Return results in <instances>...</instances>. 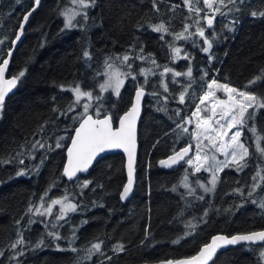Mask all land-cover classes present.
I'll list each match as a JSON object with an SVG mask.
<instances>
[{
	"label": "trees",
	"instance_id": "16d2710c",
	"mask_svg": "<svg viewBox=\"0 0 264 264\" xmlns=\"http://www.w3.org/2000/svg\"><path fill=\"white\" fill-rule=\"evenodd\" d=\"M155 4L154 8L153 0H96L95 6L87 10V22L82 17L74 21L83 28L64 29L61 12L71 7L69 0H42L31 16L9 69V76L20 71H25V75L0 114V264H143L177 260L196 254L218 234L232 236L264 229V209L251 202L264 199V182L253 197L247 195L252 177L264 168V155L256 150L255 137L248 128L242 134L249 147L248 166L240 172L234 167L225 168L211 193L198 191L189 195L181 186L186 170L189 183L206 179L205 172L192 175L185 162L170 170L159 165L174 150L192 144L177 125L195 111L212 78L244 89L253 77L264 72V17L251 15L253 11H264V0H243L237 4L240 11L222 8L228 15L216 14L214 28H206L205 33L208 36L214 32L217 36L211 61L201 50L205 45L198 35L174 39L185 24L191 25L190 33L196 32L195 13L190 14L182 0H155ZM34 5L35 0H0V38H6L0 45V60L8 56L23 17ZM173 5H177L174 11ZM190 15L192 18L188 19ZM233 20L235 23L231 24ZM161 22L170 34L152 31L150 25ZM226 25L233 30L229 31ZM201 26L206 27V23L201 21ZM173 47H183L187 53L183 50L180 56L183 53L190 61L173 60ZM85 50L91 59L84 57ZM126 53L133 57L128 63L136 79L127 78L118 97L110 92L102 95L101 111L111 114L115 124L132 105L136 88L144 84L139 70L151 69L155 75H149L144 85L147 95L139 126L136 185L130 201L123 203L120 195L126 174L122 155L101 159L88 176L76 181L63 177L66 151L73 130L78 127L80 109L73 105L75 111L68 110L74 95L71 90H61L60 85L71 89L79 84L82 90L101 95L98 85L104 76L99 74L105 71V59L115 60ZM137 56L147 59H135ZM115 63L129 71L119 60ZM165 66L180 72L190 66L191 87H187L190 81L185 76L173 78L168 73L162 77ZM161 80L167 84L168 92L161 87ZM185 87V103L180 104L179 94ZM247 90L264 94V80ZM153 92L159 95H151ZM251 126L264 137V109L249 121ZM61 137L62 147L56 148ZM36 141L45 147L40 148ZM261 146L264 147V139ZM20 159L24 164L19 163ZM20 169L27 174L17 176ZM86 181L91 183L81 188ZM238 188L244 196L234 192ZM46 191L45 203L67 195L79 206L77 211L59 221L55 219L56 212L52 216L26 214L30 206L39 207ZM200 196L203 199H198ZM30 219L35 223L29 224ZM189 221L196 227H186ZM53 223L57 224L56 229H52ZM49 231H57L63 239L54 241L48 236ZM74 231L75 240L70 244ZM18 232L23 233L25 244L13 250L11 244ZM178 238L179 243H173ZM41 239L44 246L36 248ZM96 242H102L103 254L95 253L89 259L87 249ZM57 244L63 250H57ZM117 245H123L124 250L114 251ZM72 247L77 251H72ZM261 250V245L247 244L231 248L219 253L211 264H264ZM20 251L24 254L18 255Z\"/></svg>",
	"mask_w": 264,
	"mask_h": 264
},
{
	"label": "snow or ice",
	"instance_id": "6c2138e0",
	"mask_svg": "<svg viewBox=\"0 0 264 264\" xmlns=\"http://www.w3.org/2000/svg\"><path fill=\"white\" fill-rule=\"evenodd\" d=\"M183 4L187 7L188 12L195 13L194 24L196 26V32L190 33L189 28L191 25L185 24L184 29L180 33L174 34L175 40L188 39L191 35H198L203 40L202 51L205 54H208L209 61L212 60L213 56L211 50L213 48V42L217 39V36L210 34L206 36V28H214V21L216 19V14L221 16H226L228 13L222 11V8H228L229 12L231 11H240L237 7L238 3H243V0H182ZM40 0H35V4L38 6ZM69 3L72 7H66L61 15L64 18V29L72 28H83V25L74 23L77 17H82V19L87 22L88 9L95 6L96 0H69ZM202 5V6H201ZM229 5L232 7L229 8ZM153 7H156L155 0H153ZM177 5H173L172 10L174 11ZM35 8L32 9L34 11ZM159 9L157 8V11ZM203 12V16L201 13ZM28 15H31L29 12L23 17L26 22ZM253 17H264V11H253L251 12ZM190 15L188 19H191ZM201 21L206 23L205 26H201ZM231 24L235 23V20L230 22ZM23 23L20 24L19 30L15 35V38L12 40L14 45L17 41L20 40L21 33L23 32ZM152 31L162 34H170L168 27L165 23L161 22L159 24L150 25ZM229 31H232L233 28L230 25H226ZM62 29V31L64 30ZM188 35H185V34ZM6 38H0V45L5 42ZM163 39V35L161 36ZM195 44V41H194ZM143 52V49H140ZM173 60L177 58L185 59L190 61V57L185 55L180 56L181 49L178 47H173ZM84 57L91 59L90 53L85 50L83 53ZM8 56H11V49L8 51ZM130 59H133L129 54H124L122 57L118 56L115 60H119L121 65L126 66L129 71H124L120 66H117L115 60L111 57L105 59V71L99 75L105 77L102 83H99L98 87L100 93L106 92L111 89L116 96L120 95V89L123 87L125 80L131 78L136 79V74L131 71L132 65L129 62ZM135 59L145 60L147 57L137 56ZM151 62L156 64L155 59H152ZM9 64V59L4 58L0 60V114L3 113L5 107V100L8 96V93L11 92L13 88L16 87L17 82L25 75V71H20L16 75H12L10 78H5V73L7 66ZM159 67V65H157ZM171 73L172 77L185 76L189 79L190 83L187 87H191V81L193 79V71L189 66L186 72L175 71L172 68L167 66L164 67L163 72L160 75L163 77L166 74ZM139 75L144 77V84L140 85L135 90V99L131 107L118 118V126H114V118L111 114L107 112H102L103 107L102 100L103 97L99 94L93 93L91 90H82L79 84L73 86L71 89H65L64 85H60L61 90H71L74 95L73 103L69 105V111H75L73 105L82 107L83 111L76 118L78 119V127L74 131V136L71 137V146L67 149V163L63 168L62 175L67 177L68 180H73L76 178L77 173L87 172L88 169L92 166L93 162L97 157L101 156L102 153H105L108 150L112 149H122L124 153L127 154L128 163H127V183L123 187L120 199L125 200L130 193L133 191L134 186V164H135V151H136V123L141 111V101L145 95L144 85L148 82L149 75H155L151 69L141 68L139 70ZM207 76V72L204 73V77ZM202 77V79L204 78ZM264 80V72L253 77L252 80L248 82L244 89L231 86L229 83H222L215 78H212L206 84V90L199 97V103L196 105L195 111L190 117L184 120L183 124H178L177 127L180 128L184 133L189 132V128L185 127V124L195 123V132L191 133V136L196 141L195 145L188 144L179 150H174L173 154L167 159L161 160L159 163L162 166L171 167L181 161H184L190 168L193 169L192 175L200 173L202 170L211 175V179L208 181V184L211 187L206 186L204 183H201L199 179L196 180V184L203 189L205 193L212 192L216 188V184L219 179V173L223 172L225 168L234 167L237 172L243 171L244 168L248 166V157L249 147L241 140L243 130L248 128V130L255 137L256 150L264 155V147L261 146V140L264 137H261L257 133L255 126L249 127V121L255 118L256 112L260 109H264V94H257L252 91H248L252 85L256 84L257 81ZM173 83H176V80L173 79ZM161 87L164 92H168L167 84L161 80ZM187 87L184 91H181L179 94L178 102L180 104L185 103V96L187 93ZM223 93L224 98L217 96V93ZM153 96H158L159 93H151ZM165 99H167L165 97ZM83 100L87 102L81 103ZM96 102L95 104L93 102ZM203 106V107H202ZM251 110V111H250ZM203 113V115H202ZM63 114V113H62ZM179 115V111H177ZM194 118V119H193ZM235 129V131H232ZM232 133L229 136V133ZM64 137L58 138L55 147H62L61 140ZM207 141L205 144L204 142ZM36 144H39L40 148H44V144H40L39 141H36ZM36 144L33 145L35 149ZM49 150H52L51 146H48ZM195 148V154L190 155V153ZM217 153L224 157L223 160L217 158ZM35 159V156L31 157ZM4 163H9L10 161H3ZM20 164H24V160H19ZM43 163V158L41 159V164ZM38 167V166H37ZM27 171L25 169H20L17 171V176L26 175ZM253 183L250 186L248 191V197H253L256 190L261 186V183L264 182V168L257 171L252 177ZM90 181H86L81 185V188H87ZM181 186L188 190L189 195L195 194V188L191 187L189 183V174L187 170L185 175L181 180ZM175 191V188L172 189ZM50 191V189L48 190ZM48 191L40 197L39 207L28 208L26 214H36L40 216H52L53 207L59 205V212L55 214V219L66 220L67 213H74L78 209V205L69 200V197L65 195L62 199H51L50 202L45 203L48 197ZM234 192L244 196L242 189H235ZM198 199H203L202 196ZM252 203L258 204L261 209H264V199L257 201L252 199ZM43 209V211H41ZM208 215V211L205 210L204 216ZM203 219V217L201 218ZM206 222V221H205ZM17 225L20 224V221H16ZM35 223V221L29 220V224ZM52 229H56L57 224L53 223L51 225ZM186 227L192 229L195 228L191 221L188 222ZM48 236H50L54 241H59L63 239L57 231H49ZM189 233H185L188 235ZM18 238L14 243L11 244V248L15 250L19 245L25 244L23 238V233H17ZM147 232L145 239H147ZM75 240V231L73 232V238L69 241L70 244H73ZM241 242H249L250 244L260 243L261 252L260 256L264 259V230L252 231L247 234H235L232 236L217 235L214 236L211 240V243L205 244L196 254L186 257L173 260H167L161 262V264H209L216 254L217 250L226 245H236ZM173 243H179V238L174 240ZM44 246V240H39L35 247L40 248ZM102 242L92 243L91 247L87 249L88 258L90 259L95 253H101ZM57 250H63L60 248V245H56ZM72 251H77L75 247L71 248ZM124 250L123 245H117L114 251L122 252ZM23 251H20L18 255H23ZM103 254V253H101ZM3 255V253H0ZM13 259H16L14 256ZM107 259H111L108 257Z\"/></svg>",
	"mask_w": 264,
	"mask_h": 264
},
{
	"label": "water",
	"instance_id": "95a60500",
	"mask_svg": "<svg viewBox=\"0 0 264 264\" xmlns=\"http://www.w3.org/2000/svg\"><path fill=\"white\" fill-rule=\"evenodd\" d=\"M41 1H42V0H40V3H41ZM40 3H39L38 6H37L36 4L34 5L33 8H35V10H34V11H32V10L30 11V12H31V15H28V19H27V21L25 22V21L23 20V25H24V27H23V32L21 33V36H20V40L17 41V42L12 46V49H11V56H10V57H9V56L6 57L7 59H9V64H8V66H7V70H6V73H5V78H6V79L11 77V76H9V69H10L11 60H12V58H13V55H14L16 49L19 47L20 43L22 42V40H23V38H24V31H25V29H26V27H27V24H28V22H29L31 16H32V15L34 14V12L38 9V7L40 6ZM18 84H19V81L17 82L16 87L13 88V89L11 90V92L8 93V96L6 97L5 103H6L7 99H8L9 97H11V96L14 94V92H15V90H16ZM146 95H147V93H146V90H145V95L143 96L142 101H141V111H140V114H139V117H138V119H137V123H136V151H135L134 186H133V190H134L135 185H136V167H137L138 154H139V141H138V139H139V126H140V122H141V119H142V116H143V105H144V101H145ZM134 99H135V93H134V97H133V101H132V103L134 102ZM130 107H131V106H130ZM114 126H118V121H117L116 124H115V122H114ZM73 136H74V134H73ZM70 146H71V142H70V144H69L68 147H70ZM67 149H68V148H67ZM192 152H193V150H192ZM192 152L190 153V155L192 154ZM118 154H119V155H122V156L124 157V159H125V174H126V183H127V178H128V176H127V163H128V158H127V154L124 153L122 149H112V150H108V151H106L105 153H102L101 156L97 157V159L93 162L92 166L88 169L87 172L77 173L76 178H74L73 180H69V181H76V180H77L78 178H80V177H86V176H88V175L90 174L91 170L94 168V166H95V165H96L101 159H103V158H105V157H107V156L118 155ZM170 156H171V155H170ZM167 158H168V157H167ZM167 158H165V159H167ZM162 160H164V159H162ZM66 163H67V151H66V162H65V165H66ZM183 163H184V161H181V162H179V163H177V164H175V165H172L171 167L162 166L160 163H159V165H160L161 168H163V169H165V170H170V169H174V168H177V167L181 166ZM65 165H64V166H65ZM63 177H64V176H63ZM64 178H65V180H68L67 177H64ZM126 183H125V184H126ZM122 191H123V190H122ZM121 193H122V192H121ZM132 193H133V191L130 193V195H129L125 200H123V201L121 200V201H122L123 203H127V202H129L130 199H131ZM120 196H121V195H120ZM262 230H264V229H262ZM258 231H260V230H258ZM242 234H247V233H242ZM218 235H224V234H218ZM216 236H217V235H216ZM225 236H226V235H225ZM229 237H230V236H229ZM211 240H212V239H211ZM211 240H210L209 243H211ZM246 244H247V245H261L259 242H258V243H255V244H250L249 242H241V243H238V244H236V245H226V246H223V247H221V248H219V249L217 250V252H216V254L214 255L213 259H212L211 261H209V264H211V263L215 260V258L217 257V255H218L219 253L224 252V251H227V250H229V249H231V248L240 247V246H243V245H246ZM185 258H186V257H185ZM180 259H181V258H180ZM164 261H167V260H164ZM164 261H159V262H154V263H143V264H161V262H164ZM173 261H175V260H173Z\"/></svg>",
	"mask_w": 264,
	"mask_h": 264
},
{
	"label": "rangeland",
	"instance_id": "374dc122",
	"mask_svg": "<svg viewBox=\"0 0 264 264\" xmlns=\"http://www.w3.org/2000/svg\"><path fill=\"white\" fill-rule=\"evenodd\" d=\"M71 7H72V5H71ZM180 49H181V52H183V50H184V53H187L186 52V50L185 49H183V47H179ZM180 55H181V53H180ZM182 56H184V54L182 53ZM177 60H179V58H177ZM104 79H105V77L103 78V81H104ZM126 81V80H125ZM124 85H125V83H124ZM124 85H123V87L120 89V93H121V91L123 90V88H124ZM106 92H110L112 95H114V96H116L115 94H114V92L111 90V89H109L108 91H106ZM106 92H103V93H101V96L102 95H104ZM217 96H219V97H221V98H224V96H223V93H220V92H218L217 93ZM116 97H118V96H116ZM84 102H87L86 100H83L81 103H84ZM94 104L96 103L95 101L93 102ZM79 107V106H78ZM203 107V106H202ZM79 109H80V113H82V111H83V109H82V107H79ZM202 115H203V113H202ZM194 119V118H193ZM185 127H188L189 128V132L188 133H186V135L189 137V140L191 141V143H192V145L194 146L195 145V143H196V141L193 139V137L191 136V133L192 132H195L196 131V129H195V123L193 122L192 124H185ZM232 131H235V129H233ZM231 132L229 133V136H231ZM241 140H242V137H241ZM243 141V140H242ZM205 144L207 143V141H205L204 142ZM195 154V148L193 147V152H192V154L191 155H194ZM217 155V158L219 159V160H223L224 159V157L222 156V155H220L219 153H217L216 154ZM187 165V164H186ZM188 166V165H187ZM189 167V166H188ZM190 168V167H189ZM191 170H192V172H193V169L192 168H190ZM204 171L202 170L200 173H203ZM200 173H197V174H200ZM206 174H207V178L206 179H204V180H199L201 183H204L206 186H208V187H211V185L210 184H208V181L211 179V175L209 174V173H207V172H205ZM220 174V173H219ZM218 174V175H219ZM219 181V180H218ZM190 185H191V187H193V188H195V192H198V191H200V192H203V193H205L204 191H203V189L202 188H200L197 184H196V181L195 182H190ZM218 185V182H217V184H216V186ZM211 193V192H210ZM59 205H56V206H54L53 207V213H58L59 212ZM42 211H43V209H42ZM68 214V213H67Z\"/></svg>",
	"mask_w": 264,
	"mask_h": 264
}]
</instances>
